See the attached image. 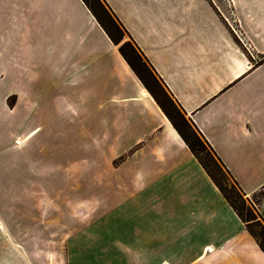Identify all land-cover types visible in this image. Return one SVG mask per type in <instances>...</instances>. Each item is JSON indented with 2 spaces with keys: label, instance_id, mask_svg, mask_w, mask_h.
Wrapping results in <instances>:
<instances>
[{
  "label": "crops",
  "instance_id": "obj_1",
  "mask_svg": "<svg viewBox=\"0 0 264 264\" xmlns=\"http://www.w3.org/2000/svg\"><path fill=\"white\" fill-rule=\"evenodd\" d=\"M102 2L240 191L259 195L264 224V0ZM90 12L83 0H0V124L23 127L21 164L5 171L25 174L8 193L27 198L46 175L76 209L65 264H264ZM0 252V264H39V249L30 261L20 245Z\"/></svg>",
  "mask_w": 264,
  "mask_h": 264
},
{
  "label": "rangeland",
  "instance_id": "obj_2",
  "mask_svg": "<svg viewBox=\"0 0 264 264\" xmlns=\"http://www.w3.org/2000/svg\"><path fill=\"white\" fill-rule=\"evenodd\" d=\"M86 1L97 10L102 21L111 29L114 35L118 37V48L125 45L127 51H131V48L133 49L134 46L130 42L127 34L122 31L120 33L114 32V29L109 24L108 19L103 15L102 8L97 2L95 0ZM146 68L151 73L148 67ZM144 76L151 92L158 99V102L165 107L176 122H179L176 110L169 97L166 96V92L162 90L160 82L158 81V83L156 81L157 83L155 84L150 75L146 76L144 73ZM145 90L151 94L148 89L145 88ZM9 103H13L12 99L9 100ZM22 132V125L13 127L11 125L6 126L0 124V250L6 247L8 249L10 246L20 245L26 251L25 257H28L27 261H30L33 249H39L40 254L39 257L36 258L39 264H65L64 240L62 237H64L66 232L72 230L71 227L76 226L66 223L71 219V216L76 214V209L68 206L66 200L61 201V199L57 198L56 192L49 188L51 184L45 183L47 181L46 175H44V181L41 184H36L37 189L32 188L35 183L27 184V198H24V196L19 198L18 187L15 193H8L10 189L6 185L13 181L14 177H16L18 181L19 178L17 177L25 175L15 172L11 174L12 177H9V173L5 171L11 164L13 166H19L21 164L20 151L23 147L20 144L22 140L17 139V137L21 136ZM16 139L21 140L20 144H17ZM189 140L196 148L195 155L199 158L207 171H209L208 173L223 189L222 191L229 196L230 200L233 201L240 210L243 208L244 204L243 210L245 214L246 210H249V214H247V227L249 233L258 244L264 246V224L260 220L256 210L259 202V195H244L227 172L216 161L209 148L204 145L201 140H199L200 142L195 141L192 136L189 137ZM35 149L37 150L38 147ZM32 160L33 159L29 160L30 164ZM33 163L35 164V160H33ZM13 184L14 182H12L11 185L13 186ZM16 185L18 186L19 183ZM30 185H32V187ZM29 189H31V191ZM49 253L50 255H47ZM4 255L5 252H0V259H3Z\"/></svg>",
  "mask_w": 264,
  "mask_h": 264
},
{
  "label": "trees",
  "instance_id": "obj_3",
  "mask_svg": "<svg viewBox=\"0 0 264 264\" xmlns=\"http://www.w3.org/2000/svg\"><path fill=\"white\" fill-rule=\"evenodd\" d=\"M97 4L102 8V13L103 15L108 19L109 24L111 27L114 29V32L120 33L121 31L126 34L125 29L119 24V22L112 16L110 11L107 9V7L103 4L102 0H95ZM84 4L87 6V8L91 11L90 13L93 15V17L97 20V22L101 25V28L103 29L104 33L107 35V37L113 42L115 45L119 44L118 37L114 35V33L111 31V29L102 21L101 17L98 15L97 10L93 8L91 5L87 3L86 0H83ZM134 48H131V51H127V47L124 45L121 48H118L119 54L122 56V58L127 62L128 66L130 69L134 72L135 76L140 80L141 84L150 91L151 96L155 100L156 104L161 108V110L165 113V115L168 117V120L172 124V126L175 128V130L178 132L180 137L183 139L187 147L191 150V152L196 154V148L193 143L190 142L189 137L192 136V138L200 142L199 140L202 141L200 136L195 132L184 120V117L181 115V113L175 108L176 114L179 117V122H176L174 118L171 116V114L168 113V111L165 109V107L158 102V99L155 97V95L151 92L149 85L147 84V80L144 76V73L147 75H150L152 79L154 80L155 84L158 82L157 78L152 72V69L150 67V64L146 60V58L142 55L141 52L136 49L135 44L130 40ZM240 43V42H239ZM143 60V61H142ZM151 71V73L147 70V68ZM148 73V74H147ZM154 77V78H153ZM157 81V82H156ZM159 83V82H158ZM164 91V89L162 88ZM165 92V91H164ZM168 96V95H166ZM169 97V96H168ZM202 143L206 145L203 141ZM207 146V145H206ZM208 147V146H207ZM209 148V147H208ZM211 151V149H209ZM212 152V151H211ZM213 153V152H212ZM214 155V154H213ZM196 156V155H195ZM197 157V156H196ZM198 158V157H197ZM216 159V158H215ZM199 160V158H198ZM200 161V160H199ZM216 161L219 163V161L216 159ZM201 163V161H200ZM201 165L204 167V169L207 171L205 166L201 163ZM219 165L223 168V166L219 163ZM209 177L213 180V182L217 185L219 192L222 194V196L226 199V201L230 204L232 209L235 211V214L239 217V219L243 222L246 223L248 222L247 220V214H249V210L245 211L243 208L240 210L233 201L230 200L229 196H227L222 190V188L218 185V183L214 180V178L208 173ZM248 225V224H247ZM246 225V227H247ZM248 229V227H247ZM249 231V229H248ZM260 249L264 252V246L262 244H258Z\"/></svg>",
  "mask_w": 264,
  "mask_h": 264
},
{
  "label": "built area",
  "instance_id": "obj_4",
  "mask_svg": "<svg viewBox=\"0 0 264 264\" xmlns=\"http://www.w3.org/2000/svg\"><path fill=\"white\" fill-rule=\"evenodd\" d=\"M241 38V41L242 43L244 44V46L248 49V50H251L252 47H251V43L249 42V40H247L245 37H240Z\"/></svg>",
  "mask_w": 264,
  "mask_h": 264
},
{
  "label": "bare ground",
  "instance_id": "obj_5",
  "mask_svg": "<svg viewBox=\"0 0 264 264\" xmlns=\"http://www.w3.org/2000/svg\"><path fill=\"white\" fill-rule=\"evenodd\" d=\"M21 140H17V144H20Z\"/></svg>",
  "mask_w": 264,
  "mask_h": 264
}]
</instances>
